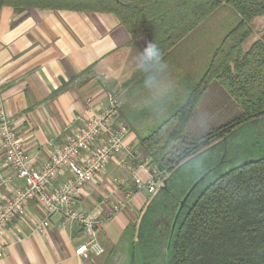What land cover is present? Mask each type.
<instances>
[{"label": "trees", "instance_id": "trees-1", "mask_svg": "<svg viewBox=\"0 0 264 264\" xmlns=\"http://www.w3.org/2000/svg\"><path fill=\"white\" fill-rule=\"evenodd\" d=\"M222 5L238 19L201 74L186 91L150 95L151 103L161 106L156 112L140 109L131 117L135 149L163 181L132 235L143 264L156 259L163 245L164 264H264V154L256 153L264 146V33L252 40L251 26L264 17V0H0V7L15 11L112 14L132 39L145 36L156 43L161 55L148 65L165 58ZM212 83L220 85L240 114L188 138L194 110ZM243 129L251 136L238 135ZM234 136L240 137L230 148ZM215 149L204 166L196 164ZM205 173L172 228L179 201Z\"/></svg>", "mask_w": 264, "mask_h": 264}, {"label": "crops", "instance_id": "crops-1", "mask_svg": "<svg viewBox=\"0 0 264 264\" xmlns=\"http://www.w3.org/2000/svg\"><path fill=\"white\" fill-rule=\"evenodd\" d=\"M199 25L169 53L193 36ZM146 40L145 36L132 39L112 14L0 7V113L12 121L35 168L48 161L53 148L81 126L80 120L107 107L109 96L121 103L116 121L129 125L126 145L135 149L132 114L140 109L156 112L161 108L151 103L149 91L161 97L172 90L186 91L194 82L186 77L181 88L177 87L179 83L176 87L164 85L160 81L163 76L155 75L160 61L148 65L149 60L139 53ZM174 63L178 65V61ZM211 85L193 117L202 108ZM236 112L238 116V108ZM202 121L192 118L188 128ZM3 158L0 148V178L5 180L0 186V200L20 186L13 171L3 166ZM118 172L124 175L121 186L113 183ZM136 175L142 181L148 178L143 169H138ZM66 177L67 173L54 185ZM134 188L127 172L110 165L76 199L75 207L86 213L98 209L106 214L111 204L122 205L101 224L97 234L104 248L101 256H76L75 249L87 238L77 224L63 225L60 215L49 218L43 233L37 231L35 226L44 213L32 201L24 215L4 229L0 245L5 249L0 264H143L138 241L132 235L151 196ZM130 191L134 193L127 198Z\"/></svg>", "mask_w": 264, "mask_h": 264}, {"label": "built area", "instance_id": "built-area-1", "mask_svg": "<svg viewBox=\"0 0 264 264\" xmlns=\"http://www.w3.org/2000/svg\"><path fill=\"white\" fill-rule=\"evenodd\" d=\"M120 101L109 96L108 106L87 120H80L81 126L55 146L49 160L35 168L32 159L25 152L12 121L0 113V148L3 152V166L12 170L14 179L20 182L11 196L0 200V237L4 229L14 219L24 215L29 202L35 201L43 210V219L35 226L44 232L49 226V218L60 215L62 224L75 223L82 229L87 240L75 249V255L84 259L101 256L104 248L97 240L101 224L112 218L122 207L119 203L110 205L106 214L95 209L86 213L75 207L83 189L98 175L105 173L110 165L125 171L133 179L137 191L153 194L163 184L162 174L148 165L149 160L141 161L137 149L126 145L129 134L127 125L117 122L116 116ZM138 169H143L148 178L142 181L137 177ZM65 173L67 177L54 185ZM121 186L124 179H113ZM5 180L0 178V186ZM134 193L130 191L127 198ZM5 247L0 245V257Z\"/></svg>", "mask_w": 264, "mask_h": 264}, {"label": "rangeland", "instance_id": "rangeland-1", "mask_svg": "<svg viewBox=\"0 0 264 264\" xmlns=\"http://www.w3.org/2000/svg\"><path fill=\"white\" fill-rule=\"evenodd\" d=\"M237 17L236 12L231 7L222 5L199 25L194 31L193 36L190 35L177 50L171 54L168 53L165 58L160 60L159 66L156 67L155 71L156 77L159 76V78H161L163 76V79L161 78L160 81H163V84L169 87H176L177 83H179L177 86L178 88H181L183 78L188 77L190 81H194V76H199L201 73L200 70H202L201 68L209 61L214 49L220 44L226 33L235 26L238 19ZM251 26L253 29L252 40H256L264 33V17L255 19ZM177 61L178 65L176 66L174 62ZM211 86L208 96L206 95L202 101V108H200L193 117L196 122L197 120H204V122L202 121L203 123L201 125H191L187 128L185 136L188 138L201 137L228 122L229 118L233 119L237 116V106L220 85L212 83ZM149 92L151 93H146L148 96L157 95L156 91ZM142 96H144V94ZM205 106H214L215 108L207 110ZM257 130H260V128ZM242 131L243 132L238 133V135L243 134V137L251 136L250 130L245 132L243 129ZM239 137L240 136L236 138L234 136L228 140L230 148L237 144ZM247 144L250 147V142L247 141ZM215 151L216 149L211 150L208 155L202 156L196 164L204 166ZM258 151V154H264V146H258L256 148V153ZM117 175L121 177L124 176L120 172H118ZM163 249L164 245L160 250H156L158 253L156 259H147L146 262L149 264H164Z\"/></svg>", "mask_w": 264, "mask_h": 264}, {"label": "clouds", "instance_id": "clouds-1", "mask_svg": "<svg viewBox=\"0 0 264 264\" xmlns=\"http://www.w3.org/2000/svg\"><path fill=\"white\" fill-rule=\"evenodd\" d=\"M139 53L145 60L157 61L161 55L160 49L156 43L152 41H145L142 47H139Z\"/></svg>", "mask_w": 264, "mask_h": 264}, {"label": "water", "instance_id": "water-1", "mask_svg": "<svg viewBox=\"0 0 264 264\" xmlns=\"http://www.w3.org/2000/svg\"><path fill=\"white\" fill-rule=\"evenodd\" d=\"M207 173L203 174L202 176H200L188 189V191L185 193V195L183 196V198L179 201L178 203V207L174 216V220H173V225L172 228L175 226L176 221L182 211V209L184 208L188 198L190 197L191 193L194 191V189L204 180V178L206 177ZM163 186V185H162Z\"/></svg>", "mask_w": 264, "mask_h": 264}]
</instances>
